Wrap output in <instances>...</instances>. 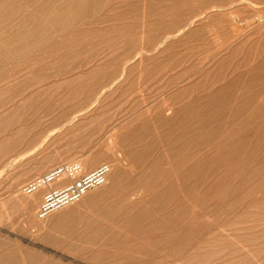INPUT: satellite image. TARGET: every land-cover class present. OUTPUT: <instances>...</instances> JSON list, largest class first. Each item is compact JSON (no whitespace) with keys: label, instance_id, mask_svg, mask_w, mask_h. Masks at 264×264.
Masks as SVG:
<instances>
[{"label":"rangeland","instance_id":"rangeland-1","mask_svg":"<svg viewBox=\"0 0 264 264\" xmlns=\"http://www.w3.org/2000/svg\"><path fill=\"white\" fill-rule=\"evenodd\" d=\"M0 264H264V0H0Z\"/></svg>","mask_w":264,"mask_h":264},{"label":"built area","instance_id":"built-area-1","mask_svg":"<svg viewBox=\"0 0 264 264\" xmlns=\"http://www.w3.org/2000/svg\"><path fill=\"white\" fill-rule=\"evenodd\" d=\"M110 172V166L102 163L94 169L83 172L80 163L58 164L46 172L36 175L21 185V192L31 194L47 187L37 208V215L44 216L51 210L79 200L89 190L103 185ZM54 187H49L53 183Z\"/></svg>","mask_w":264,"mask_h":264},{"label":"bare ground","instance_id":"bare-ground-1","mask_svg":"<svg viewBox=\"0 0 264 264\" xmlns=\"http://www.w3.org/2000/svg\"><path fill=\"white\" fill-rule=\"evenodd\" d=\"M86 3H87V1H86ZM79 5H81V4H79ZM84 7H85V5H84ZM90 9V8H89ZM50 11V10H49ZM57 11V10H56ZM82 11V10H81ZM76 12H77V9H76ZM49 13V12H48ZM47 13V14H48ZM51 13H52V11H51ZM80 13V12H79ZM54 14V13H53ZM47 17V16H46ZM39 18V17H38ZM43 20V19H42ZM45 22V21H44ZM43 22V24H45L46 25V23H44ZM47 22V21H46ZM60 21H58V23H59ZM64 22V21H63ZM60 24V23H59ZM61 24H62V21H61ZM53 25V24H52ZM49 26V25H48ZM66 162H68V161H66ZM69 162H71V161H69ZM6 165V164H5ZM112 168V167H111ZM54 185H57V183L55 182V183H53ZM53 184H51L49 187H51ZM21 188V187H20ZM46 187H43V188H40L39 190H37V191H35V192H33V193H31L32 195L34 194V193H36V192H38V191H40L41 192V190H44ZM46 190V189H45ZM20 192H21V189H20ZM22 193V192H21ZM44 193V192H43ZM22 194H24V193H22ZM24 195H29V194H24ZM43 195V194H42ZM23 201V204L26 206V205H28L29 203L28 202H25L24 200H22ZM39 204V203H38ZM31 205V204H30ZM26 208H28V206H26Z\"/></svg>","mask_w":264,"mask_h":264}]
</instances>
